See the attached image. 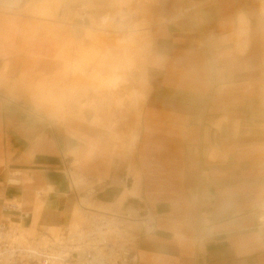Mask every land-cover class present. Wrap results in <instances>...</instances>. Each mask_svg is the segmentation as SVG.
<instances>
[{
	"label": "crops",
	"instance_id": "crops-1",
	"mask_svg": "<svg viewBox=\"0 0 264 264\" xmlns=\"http://www.w3.org/2000/svg\"><path fill=\"white\" fill-rule=\"evenodd\" d=\"M142 6L146 94L130 155L91 110L65 104L72 60L66 70L56 58L62 41L50 35L66 29L0 13V221L38 239L75 224L76 202L92 189L94 204L114 215L126 207L150 219L134 264H264L255 228L264 201V0ZM184 6L194 7L179 16ZM141 31L129 34L133 64ZM65 164L85 180L80 192Z\"/></svg>",
	"mask_w": 264,
	"mask_h": 264
},
{
	"label": "rangeland",
	"instance_id": "rangeland-1",
	"mask_svg": "<svg viewBox=\"0 0 264 264\" xmlns=\"http://www.w3.org/2000/svg\"><path fill=\"white\" fill-rule=\"evenodd\" d=\"M146 1L26 0L22 7L15 12L22 16L47 18L49 21L43 23L44 25L66 29L65 36H62L61 33L60 37L57 36L59 34L57 31L52 32L51 35L49 33L50 36L58 37L62 41L59 51L64 54V57L56 58L63 62L64 68L67 70L71 60H78L79 57H82L84 73L77 82L72 83L70 90L65 91L67 93V96L64 97L65 104H76L81 111L91 110L94 114V125L113 129L115 131L113 135L120 142L123 139L128 145L130 139L136 134L138 119L133 111V106L127 101L134 91L142 94L143 97L137 104L140 111L146 94L144 69L148 51V36L144 30L146 24L142 20L146 12L142 3ZM72 8L75 9L74 12L71 11ZM60 11L65 13L61 20L57 18ZM65 22H71L80 27L75 41L71 33V25ZM135 30L142 31L141 36L137 39L139 49L134 56L133 66L129 65V60L124 63L122 60L115 61L117 57L121 59L123 56L120 48L112 47V45L127 38ZM65 39L73 41L67 43L64 42ZM88 62L89 64H87ZM112 65L115 70L111 69ZM95 70L96 74L94 75ZM118 81L120 82L119 86L117 85ZM94 82H96V86H93ZM83 99L86 104L82 102ZM100 117L103 119L101 120ZM60 122L57 121V123ZM86 193L91 199L97 200L92 189H86ZM86 203L99 210L111 211L110 207L102 208L94 203ZM127 210L126 207L122 208L123 212ZM78 211V221L70 226L71 230L81 225L83 212L80 209ZM124 214L129 216L128 228L132 232L138 233L141 228L139 218L144 214L141 211L137 214V210L133 209H129ZM45 230L56 239L59 229H44L39 237L46 235ZM68 234L67 228L61 229L60 236L63 240L67 238ZM136 240L131 245L132 248H135Z\"/></svg>",
	"mask_w": 264,
	"mask_h": 264
},
{
	"label": "bare ground",
	"instance_id": "bare-ground-1",
	"mask_svg": "<svg viewBox=\"0 0 264 264\" xmlns=\"http://www.w3.org/2000/svg\"><path fill=\"white\" fill-rule=\"evenodd\" d=\"M66 5L67 4L65 3V6ZM74 10V8L71 9L73 12ZM64 16L65 13L60 11L58 19L61 20ZM67 23L71 25V33L74 38H76L80 27L73 25L71 22ZM130 44L131 36L129 35L128 38L112 45V47L120 48L123 56L121 59L117 57L115 61L122 60L124 63L126 60H129V65L133 66ZM71 62L68 76L72 85V83L83 72V64H80L79 60H72ZM111 69L115 70L113 65L111 66ZM127 102L133 106V111L138 119L139 112L137 108V97L132 96V98ZM135 140L136 135L130 139V144L127 148L129 155L134 149ZM70 175L73 190L80 191L82 187L86 186L85 180L75 178L73 173ZM76 179L78 181H76ZM86 202L94 203V200L86 195L84 197H79L76 202L77 207L83 212L82 222L76 229L71 230L70 227L67 228L69 230V234L66 236L67 238L65 240H63L60 236L61 229H59L56 239L45 230L46 235L40 236L39 241L37 242L38 246L36 253L38 256H41L43 253L49 251L53 260L48 264H134L135 248H132L131 245H133L135 240L142 233L149 230L150 219L147 216L139 218L141 221V228L138 233L134 231L132 232L127 226V223H129V216L124 214L129 211V209L126 212L116 211V213L120 216H123L118 217L113 214L115 213V210L113 209H111V211L99 210L89 206ZM136 210L137 214H139V210ZM22 231L23 229L19 231L20 241L24 244H28V241L33 239H21ZM37 259L40 264V257Z\"/></svg>",
	"mask_w": 264,
	"mask_h": 264
},
{
	"label": "built area",
	"instance_id": "built-area-1",
	"mask_svg": "<svg viewBox=\"0 0 264 264\" xmlns=\"http://www.w3.org/2000/svg\"><path fill=\"white\" fill-rule=\"evenodd\" d=\"M25 0H0V13L14 14L19 10ZM194 6H184L178 12L179 16L186 15ZM65 172L70 179V171L65 164ZM71 180V179H70ZM8 182L14 183L13 179H9ZM126 180L124 183L126 184ZM7 208H11L14 211H19L17 204H6ZM255 228L264 233V201L255 210ZM22 214V213H20ZM21 226L19 223L8 218L0 221V264H39L38 257H40V264H48L53 260V257L47 251L41 256L36 253L39 239H33L28 241V244H24L20 241ZM135 261V260H134Z\"/></svg>",
	"mask_w": 264,
	"mask_h": 264
}]
</instances>
